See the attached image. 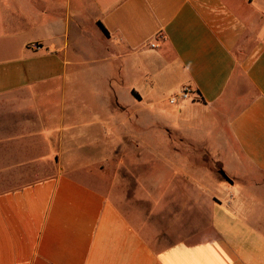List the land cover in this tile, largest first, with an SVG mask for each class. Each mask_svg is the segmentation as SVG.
Masks as SVG:
<instances>
[{"label":"crops","instance_id":"crops-1","mask_svg":"<svg viewBox=\"0 0 264 264\" xmlns=\"http://www.w3.org/2000/svg\"><path fill=\"white\" fill-rule=\"evenodd\" d=\"M72 66L96 74L95 119L66 98ZM183 86L187 154L166 162L211 196L194 226L168 206L124 211L52 164L92 128L122 127L109 100L153 106ZM195 144L230 183L188 173ZM0 264H264V0H0Z\"/></svg>","mask_w":264,"mask_h":264},{"label":"rangeland","instance_id":"rangeland-1","mask_svg":"<svg viewBox=\"0 0 264 264\" xmlns=\"http://www.w3.org/2000/svg\"><path fill=\"white\" fill-rule=\"evenodd\" d=\"M73 36L71 33L70 37ZM132 64L133 62H130L131 68ZM83 71L84 69L78 66L67 68L65 92L67 100L72 101L73 108L77 105L76 110L80 108L78 105L86 102L88 108L82 116L90 120L99 115L93 105L95 100L90 99L86 93L87 90H93L89 84L93 86L92 78L95 79L96 74L87 79L82 75ZM137 81V78H129L127 82L137 84ZM160 90L156 93L158 99L169 95L164 90V84ZM112 101V118L122 116V127L107 131L106 139L103 138V133L94 127L91 134L98 137L97 140L88 141L81 138L70 141L69 143L74 142V146H67L64 137L62 142L65 146L59 149L61 159L57 155L56 162L53 163L52 160V164L58 163L76 177H86L91 185L102 190L121 209L127 204H136L141 214L150 216L157 212L160 206H168L172 222L178 221V226H183L188 221L189 227L194 226L199 220L192 209L205 204L211 196L195 192L196 186L199 187L197 182L202 181L201 179L189 178L185 173H180V166H177L179 164L174 163L171 167L166 162H180L181 157L171 156L169 152L172 150L176 151V154H187V148L183 147L187 138L179 131L185 125V119L179 112L177 103L170 104L168 98L167 103H156L153 106L148 102L132 101L126 97L109 100ZM188 149L192 151L194 159L188 164V173L192 176L196 173L209 175V187H212L213 182H226L220 174L218 162L205 155L196 144ZM196 150L199 155L202 154L198 162L195 161ZM53 159L55 160V157ZM154 219L155 222L159 221L157 217Z\"/></svg>","mask_w":264,"mask_h":264},{"label":"built area","instance_id":"built-area-1","mask_svg":"<svg viewBox=\"0 0 264 264\" xmlns=\"http://www.w3.org/2000/svg\"><path fill=\"white\" fill-rule=\"evenodd\" d=\"M149 46L151 48L155 47L153 43H150ZM193 95L194 94L189 86H183L177 94H174L168 97V102L170 104H176L178 102L191 99Z\"/></svg>","mask_w":264,"mask_h":264},{"label":"water","instance_id":"water-1","mask_svg":"<svg viewBox=\"0 0 264 264\" xmlns=\"http://www.w3.org/2000/svg\"><path fill=\"white\" fill-rule=\"evenodd\" d=\"M220 174H221V176L224 178V180H225L226 182H229V183H230L229 178L227 177V175H226L223 171H220Z\"/></svg>","mask_w":264,"mask_h":264},{"label":"trees","instance_id":"trees-1","mask_svg":"<svg viewBox=\"0 0 264 264\" xmlns=\"http://www.w3.org/2000/svg\"><path fill=\"white\" fill-rule=\"evenodd\" d=\"M98 25H99L100 29L103 31V33H104L105 35H107V31L105 30V28H104L100 23H99ZM132 93H133V95H135L134 92H132Z\"/></svg>","mask_w":264,"mask_h":264}]
</instances>
